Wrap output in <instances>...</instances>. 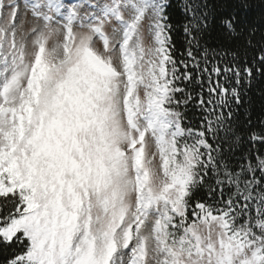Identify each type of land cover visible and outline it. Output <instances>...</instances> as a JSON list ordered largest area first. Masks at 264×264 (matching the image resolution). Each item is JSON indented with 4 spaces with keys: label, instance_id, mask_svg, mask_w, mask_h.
<instances>
[{
    "label": "snow or ice",
    "instance_id": "6c2138e0",
    "mask_svg": "<svg viewBox=\"0 0 264 264\" xmlns=\"http://www.w3.org/2000/svg\"><path fill=\"white\" fill-rule=\"evenodd\" d=\"M169 7L0 0V264H264V156L229 163L264 45L202 46L191 4L177 59Z\"/></svg>",
    "mask_w": 264,
    "mask_h": 264
},
{
    "label": "trees",
    "instance_id": "16d2710c",
    "mask_svg": "<svg viewBox=\"0 0 264 264\" xmlns=\"http://www.w3.org/2000/svg\"><path fill=\"white\" fill-rule=\"evenodd\" d=\"M169 4V23L177 59L186 47L185 25L195 23L191 13L185 12V6L191 4L198 7L206 24L200 32L202 46L215 49L217 53L239 54L251 63L264 45V0H169ZM228 20L233 22L235 33L226 32L225 21ZM229 60L230 55L225 56L221 64ZM240 88V103L232 104V128L240 137L235 154L229 157L232 167L241 161V152L246 157L264 156V145L249 139L252 133H264V75H254L250 85L242 83ZM187 116L193 125L202 120V114L194 107L188 109ZM222 146L227 153L228 145ZM206 197L207 189L202 190L198 198Z\"/></svg>",
    "mask_w": 264,
    "mask_h": 264
}]
</instances>
